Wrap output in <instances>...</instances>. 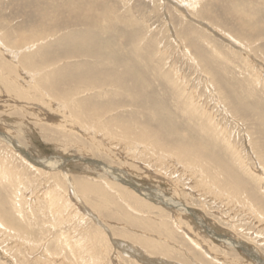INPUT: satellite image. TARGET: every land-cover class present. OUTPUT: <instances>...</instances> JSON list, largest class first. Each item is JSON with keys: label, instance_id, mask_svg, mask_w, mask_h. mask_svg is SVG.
<instances>
[{"label": "rangeland", "instance_id": "rangeland-1", "mask_svg": "<svg viewBox=\"0 0 264 264\" xmlns=\"http://www.w3.org/2000/svg\"><path fill=\"white\" fill-rule=\"evenodd\" d=\"M60 1L0 0V30L5 28H17L19 31H31L40 24L44 25V27H51V24H49L50 22L46 23L44 21H40V24L38 23L39 21L37 22V17L39 15H45L50 12L53 13L54 16H69L70 18L79 17L87 20L91 18L92 20L111 18L108 22V26L110 27L108 28V34L106 35L109 38H105L108 39V42L104 41L105 35H99V32H102L99 30H97L96 35H98V37L95 42H98V45L102 49H106V52H109V54L114 56H116V53L118 52V46H120L119 42L121 41L119 40L120 38L126 37L127 41L125 40V43L123 42L122 45L126 46L124 49H127V51L131 44L135 41L138 42V44L140 42L139 46L143 49V54L141 53L140 59L144 63L145 70L143 72H139L136 69L137 72L133 71L132 74L135 79L138 77L140 81L144 80L145 83L148 84L147 86L149 87V90H155L152 89L150 85H153L156 81L165 84L162 82L163 80H159L162 78L163 73L170 74L173 80L178 79V88L183 93L185 91V93L193 95V101L200 104L198 105V111L203 119V122L215 135L214 137L217 138L203 134L199 131L198 127H195L197 123H195L194 120L190 121L186 115L181 113V111L177 110L175 112L173 109L164 105L166 101L168 102V95L165 93L163 94V98L161 100H163V105L167 107L164 112H169L170 117L173 119L174 131L179 132L185 140L194 141L197 145H201L204 149H206V153H210L217 160L223 162L222 164L224 166L228 167L242 182H244L250 192L256 194L257 197L261 195L258 199L260 198V203H263V206L264 172L262 171L264 166L261 164L259 165L256 151H258L259 155L264 158V40L261 39L262 41L259 42L258 40L260 39L257 40L259 35L264 34L261 32L262 28H264V0H196L197 3L194 0H184L186 2L183 0ZM180 1H183L181 2L182 4ZM195 8H197L198 11L195 10ZM199 10H206L207 14L203 16L199 14ZM247 10L253 13L252 22L256 23L251 25L252 29L242 30V26L238 25L237 20L238 18L243 17L242 12ZM100 16L102 17L100 18ZM115 22L116 26H113ZM76 28L77 30H75L72 25L68 32H76V34H79V32L83 31L82 29H79V26ZM111 28H113V31ZM115 28L116 30H114ZM123 28L125 31H122ZM48 41L52 42L50 39ZM248 46H250V48ZM35 48L36 45H34L31 50ZM63 51L64 50L58 46H51L49 51L45 52L46 56H44V58L47 60H53L58 57V55L59 57L62 56ZM143 55H145L146 58L147 56L149 58V56L152 55L153 58H151V61L147 62ZM125 58L126 60L134 63L132 55L125 56ZM40 59L41 58H36V60ZM208 68L210 70H206L207 72L209 71L207 73L204 69ZM152 79H155V81L152 82ZM210 81L216 82L220 88L224 87L225 89H223V91L225 90V94L231 95L233 99L230 98V100L228 98L229 101H226V97L223 98L220 94V98H223L224 101L223 103L219 102L218 91L215 89L214 84ZM163 86L169 90L168 84ZM0 88L2 89V86H0ZM41 102L42 101L38 100L29 101L25 99H15L9 97V95L5 92L0 93V136H8V138H10L9 142H15V144L21 148L22 152L20 150L18 151L13 144L5 143L2 140H0V151H3V153H7L10 156H13L12 154H14L12 162L18 166L22 165L19 160V155L21 153L28 156L31 155V157L34 159L36 158V160L51 159L53 160L51 163L55 162L53 166L44 168L37 167L38 165H36L35 167L38 169L31 166L32 168L30 167L31 169L29 172L26 170L27 173L24 175V180L27 182L29 174L33 173L34 178L38 179L36 183H39L38 185L36 184V186L39 187L36 191H34V193H30L29 190L26 192L27 194L25 193L26 197L24 199H26V201H22V208L26 207L24 217L23 215H15V210L10 207L11 205H8L9 199H7V194L9 193L6 192L9 191L6 187L2 185L0 186L1 211L4 210L13 218L17 217V223H19L23 229H25L24 226H26L29 231L30 227L31 230L29 233L33 232L35 238H37V234H39L43 228L44 230H48L50 233H47V236L39 243L40 245L38 244L39 248L36 250H34L32 246V249H30L29 245L26 243L22 244V241L20 240L14 239L15 241H10L9 239L6 241L7 238L3 240L0 239V264H146L136 259V257H134V255H132L128 250H124L123 246L120 248L118 242L127 244V241L129 247L137 250L139 248L138 251L142 252L144 255L146 254V257L153 259L155 261H153V264H207L210 261L213 262H210V264H264V222L259 221L256 218L257 215L255 216L251 213L252 208L250 206L241 205L239 202L235 203L236 199L233 195H231V197L222 195L218 188L211 189L213 191H209L208 187L205 185H196L198 184V181L196 183L194 177L192 178V176H188L185 181L177 183L175 181L173 182L169 176L162 177L163 175L158 173H153L151 176L148 172H153L155 167H146V165H144L146 159L144 160L141 155L137 154L138 152H136L135 149L130 150V147H126L124 150L108 147H106L107 149H104L106 145L105 142H103L104 144L102 142L101 144L97 142L96 144H91L90 138L87 137L88 134L73 126L71 129L74 133H76V137L72 139L70 136H65L62 130L56 128V124L62 120V116L55 109V107H53L55 102H50L51 107L46 105L49 101L46 104ZM232 106L235 108L234 110H236L235 113H230L229 109H233ZM122 120H127L129 121L128 123L136 122V120L131 119V116H125ZM68 128H70V126ZM78 133H81L82 136H80V134L78 135ZM223 138L225 142L228 141L230 144V149L233 148L237 151V158L230 153V150L223 149L221 145L224 144ZM70 144L73 145L71 146ZM59 145L63 146L60 147ZM96 148L98 149V152L96 151ZM10 149L13 152L10 151ZM104 150L106 151L103 152ZM131 151H134L136 155H133V152ZM16 152L18 156L15 154ZM109 153L112 154L110 155ZM123 154L126 155L124 156ZM96 158H98V160ZM86 161L90 162L86 163ZM98 164L101 165V167L103 166L104 168H107L115 175L122 171L126 174L127 178L130 180L132 179L131 181L136 182L140 187L143 186L142 188L145 190L164 192L166 198L171 197L170 199H172V201L178 205H182L181 207H185L187 212L185 211V213H183L178 211L179 214H175L176 220L180 222L179 228L173 226L174 232L177 233V236H175L174 239H171L165 235L159 234L157 231L145 229L141 222L134 224L128 222L126 219V212L131 213V215L135 218H142L143 211H139L133 207H128L127 200L123 196V199L119 198L121 209L116 207L119 209L122 221L116 214L118 209L116 210L113 205L107 210H94V208L89 204L91 201L90 199L93 196L82 194L78 190L77 182L81 178L98 181L101 177H105V174L106 177L103 179L108 178L107 180H114L112 182H116V180L112 178L113 173L106 172V170L98 167ZM133 164L135 165L133 166ZM176 167L177 166L175 165H171L172 169L170 168V170L174 171L176 170ZM178 167L180 168V165ZM243 168H248L254 171V178H251L252 176L245 173ZM34 169L37 171H34ZM58 169H62V172H59ZM38 171L45 172L40 174ZM48 171H50V173ZM51 173L54 176L56 174L58 175L56 177L59 178V183L57 182L58 179L52 176ZM178 173L179 171L176 174ZM47 174L48 177H46ZM259 174L262 176L260 177ZM153 176H158L167 181L169 184L160 181V179H156L157 177L154 178ZM245 176H248V178ZM75 177L78 178L75 179ZM62 179H64L67 184L65 182H61ZM45 180L49 182H46ZM52 180H54V183H52ZM76 180L77 182H75ZM50 181L53 185L59 184V189H54L55 191H53L55 196L50 195L51 197H55V200L60 199L63 201L64 199H67L69 203L72 202L70 203V207L65 205H63L65 207H60L62 211L60 210L58 212L62 213V215L53 212V209L51 208H43V212H41L39 210L40 206L33 203L35 202L33 201L34 197H37L38 195L40 196L41 194L43 195L46 191V187L52 188ZM121 185H124V183L121 182ZM66 186L68 190H66ZM60 187L62 188L61 191ZM249 188H252V190ZM77 191L80 193L78 194ZM182 193L185 195H182ZM80 194H82V196ZM17 195H21L20 192L17 193ZM66 195H68V197ZM1 196H3V199H1ZM86 202H88L87 206ZM255 205L259 206L260 204L257 203ZM255 205L253 206L255 207ZM15 206H19L18 202ZM159 206L162 208L161 205ZM37 209L39 211H37ZM165 210L166 211L164 213L170 215V209L165 208ZM33 211H35V213ZM75 211L78 212L77 215H79V217L73 216L71 219L72 222H68ZM262 211H260V213H262ZM102 212L105 214L101 216ZM34 215H36L37 219H35ZM175 215H173V217L171 215L170 216L175 220ZM109 216L112 217L110 218ZM26 217L27 220L25 219ZM52 218L56 219L52 220ZM35 220H37V223H33ZM58 220L60 222H58ZM31 221L33 224L30 225ZM41 223L43 226H41ZM55 223L59 224L57 225ZM48 225L49 227H52L49 229ZM74 225L77 229L73 228ZM34 228L35 230L33 231ZM99 228L103 229V233ZM37 229H39V231H37ZM51 229L55 230L52 231ZM108 230L109 232L107 233ZM59 232H65L66 235L63 236L64 234L61 235ZM94 232H96V234ZM100 232L101 234H99ZM118 232L123 233V236L121 235L120 237ZM56 233L57 236L58 234L60 236L57 237L55 235ZM92 235H96L97 237ZM68 236L72 239L73 236H75V239L78 240L75 241L73 239L74 241H69L70 239ZM101 236L103 239H100ZM95 237L96 242H93ZM132 237L140 238V240L143 238L153 239L156 242L161 243L162 246H144L142 242L135 240ZM84 238L86 241L83 240V242L82 239ZM48 239H51L52 242ZM54 239H57L58 241ZM47 240L49 243H47ZM64 240L68 244L65 242L63 243L62 241ZM230 240L234 243L230 244ZM79 241L82 244L79 243ZM55 242H57V244ZM76 243H79L77 244L79 249L76 247ZM94 243H96V245ZM97 243L99 245L101 243L100 248ZM105 243L107 246L106 250L108 251L101 248L102 246L105 247ZM65 244L67 245V248ZM71 244L72 246H70ZM83 244L84 247L82 246ZM131 244H134V246L132 247ZM45 246L49 247L48 251H50V255L48 258L42 255V251H44ZM57 246H59V250H57ZM61 246H64L65 249L63 247L61 248ZM166 246L168 247L166 248ZM53 247L54 250L52 249ZM72 247L74 249L75 247L77 248V250L75 249V253L74 249H71ZM161 247H165L172 252L165 256L163 254L164 250ZM19 249L22 251L19 252ZM93 249H98V253L96 252L95 254ZM31 250L33 251L31 252ZM60 252L61 255L59 254ZM247 252H251V254H248ZM124 253H126V255ZM216 256L219 257V260H217ZM36 259L37 262H35Z\"/></svg>", "mask_w": 264, "mask_h": 264}, {"label": "bare ground", "instance_id": "bare-ground-1", "mask_svg": "<svg viewBox=\"0 0 264 264\" xmlns=\"http://www.w3.org/2000/svg\"><path fill=\"white\" fill-rule=\"evenodd\" d=\"M183 1H180V3ZM186 1H184V2H186ZM194 1H196V0H194ZM196 3H197V1H196ZM193 4H194V2H193ZM73 5H74V3H73ZM190 7H192V6H190ZM64 10H65V8H64ZM195 10H197V8H195ZM65 13H66V11H65ZM242 13H243V17L238 18V20H237L238 25L242 26V30L252 29L251 25L256 23V22L255 23L252 22L253 13L248 11V10L244 11ZM199 14L204 16L207 14V11L206 10H199ZM184 15H185V13H184ZM101 17L102 16H100V18ZM107 17H108V15H107ZM37 18H38L37 22L39 21L38 22L39 24H40V21L41 22L44 21L46 23L50 22L49 24H51V27H44V25L40 24L37 27L33 28L31 31H27V30L19 31V29H17V28L16 29L15 28H12V29L5 28V29L0 30V86H2V89L0 88V93L5 92L9 95V97L15 98V99H23V100L25 99V100H29V101L30 100H38V101H42L45 104L49 101V103L46 104V105H48V107H51L50 102L53 101V103L55 102V105L53 107H55V109L62 116L61 117L62 120L59 121V123L57 122L58 123V124H56L57 127L56 126L55 127L59 130H62L64 132L65 136H70L72 139H74L76 137V135H75L76 133H74L73 130L71 129L73 126V127H76L77 129L82 130L85 133H87L88 134L87 137L90 138L91 144H96V142L101 144V142L102 143L105 142L106 145H105L104 149H107L106 147L114 148V149L118 148V150L119 149L124 150L126 147H130V150L135 149L136 152H138L137 154L141 155V157L144 158V160L146 159L144 162V165H146V167H148V168H149V166L155 167V169H153V172H148L149 175L152 176L153 173H158L160 175H163L162 177L169 176L171 178V180H173V182L175 181L176 183L185 181V179L188 176L189 177L192 176V178L194 177L196 183L198 181V184H196L198 186H204L205 185L208 187L209 191L211 189H217L218 188L219 192H221L222 195H227L228 197H231V195H233V197L236 199L235 203L239 202V203H241V205L243 204L244 206H246V205L250 206L252 208L251 213L255 216L257 215L256 218L259 221L264 222V216H261V215H264V213H263L264 212V205L262 206L263 203H260V201H261V200H259L260 198L258 199V197L261 195H259L257 197L256 194L250 192L248 190L247 186L244 184V182H242L233 171H231L228 167L224 166L222 164L223 162H220L219 160H217L210 153H206V149H204L201 145H197L194 141L185 140L179 132L174 131L173 119L170 117V113L164 112V110H166L167 107L173 109L175 112L177 110L181 111V113L186 115L190 121L194 120L195 123H197V125L195 127H198L200 132H202L203 134H207L208 136H212L213 138H217V137H214L215 135L209 130L208 126L203 122V119L200 116L199 111H198L199 110L198 105H200V104L198 102L193 101L194 100L193 95H191L189 93H185V91L183 93L178 88L179 87V82L177 81L178 79L173 80L170 74L163 73L162 78L159 79L161 81L163 80L162 82H164L165 84L156 81L155 83H153V85H150V87L152 89H155V90H149L148 89L149 87L147 86L148 84H146L144 80L140 81V79L138 77H136V79L133 77L132 72L133 71L137 72L136 69L139 72H143L145 70L144 63L140 59L141 53L143 50L139 46L140 42L138 44V42L135 41L133 44H131V46L128 48V51H127V49H124V47H126V46L122 45L123 42L125 43V40L127 41L126 37L120 38V36H119L120 39L119 38L118 39L121 40L119 42L120 46H118V52L116 53V56H114L112 54H109V52H106V49H102L98 45V42L97 43L95 42V40H97V37H98V35H96L97 30L102 31V32H99L100 33L99 35L100 36L105 35L104 41L108 42V39H105V38L108 37V36H106L108 34V28L110 27V26H108V22L110 21L111 18L110 19L102 18L99 20H92V18H91V19L87 20L85 18H79V17L78 18H70L69 16H64V17L63 16H54V14L51 12L48 14H45V15H39ZM196 20H197V18H196ZM72 25H73V28L75 30H77L76 27L79 26V29H82L83 31L79 32V34H76V32L69 33L68 32L69 28ZM113 26H116V22L113 24ZM112 29L113 28H111V30ZM258 29H259V27H258ZM65 30H66V32H65ZM114 30H116V28ZM122 31H125L124 28L122 29ZM261 32L264 33V28H262ZM109 33H111V32H109ZM49 39L52 40V42L48 41ZM258 39H260V40H258ZM261 39L264 40V34L258 36V38H257L258 42L262 41ZM255 43H254V45H255ZM34 45H36V48L31 50V48L34 47ZM51 46L52 47L58 46L59 48H62L64 50L63 55L60 57L58 55V57H56L53 60H50V59L47 60L46 58H44V56H46L45 52H48ZM248 47L250 48V46H248ZM129 55L133 56L134 63L132 61L126 60L125 56H129ZM50 56H52V55H50ZM54 56H56V55H54ZM143 57H144V59H146L147 62L151 61V58H153L152 55L149 56V58H148V56L146 58L145 55H143ZM36 58H38V59L41 58V59L36 60ZM196 59H198V58H196ZM204 70L206 71V70H210V69L208 68V69H204ZM150 76H151V74H150ZM210 77H211V75H210ZM154 81H155V79H152V82H154ZM150 82H151V80H150ZM210 82L212 84H214L215 89L218 91L219 102L223 103V101H224L223 98H225V97H226V101H229L228 98L233 99L231 97V95L225 94V92H224L225 90L223 91V89H225L224 87L220 88L216 82H212V81H210ZM166 84H168L169 90L165 86H163ZM156 88H158V89H156ZM165 93L168 95V98H167L168 102L166 101V103L164 104L167 107H165L163 105V100H161L163 98V94H165ZM220 94L222 95L223 98H220L221 97ZM26 105H28V104H26ZM160 106H163V107H160ZM235 108H236V106H235ZM235 108L233 107V109H229V108L228 109L230 110V113H235L236 112V110H234ZM125 116H131V119L136 120V122L135 123L134 122L128 123L129 121L122 120ZM172 116H174V115H172ZM51 125H53V124H51ZM69 126H70V128H68ZM55 127H54V129H55ZM79 134H80V136H82L81 133H78V135ZM0 137H1L0 140L4 141L5 143H8V144L9 143L13 144V146H15V148L18 149V151L20 150L22 152L21 148H19L18 145L15 144V142L14 143L12 141L9 142L10 138H8V136L6 137V135H4V136L1 135ZM209 141H210V139H209ZM223 142H224V144H221L219 142L222 145L223 149L224 150H230V153H232V155L237 158L238 157L237 153H236L237 151L234 150L233 148L230 149V146H229L230 144L228 143V141L225 142L224 138H223ZM65 145H67V144H65ZM70 145L72 146L73 144H70ZM78 145H79V143H78ZM59 146L62 147L63 145L62 146L59 145ZM10 148H11V146H10ZM10 151H12V150L10 149ZM96 151L98 152V149ZM105 151L106 150H104L103 152H105ZM109 151H110V149H109ZM131 152H133V155H136V153L134 151H131ZM256 152H257L256 155H257V160L259 162V165L261 164L264 166V158L261 155H259L258 151H256ZM15 154L17 155V152ZM8 155L9 154H7V153L5 154V153H3V151L2 152L0 151V186L2 185L4 187H6L7 190L9 191V192H6V193H9V194H7V196H8L7 199H9L8 205H11L10 207L13 210H15L14 211L15 215L16 214H18V216L23 215V217H24L25 213H26V207L22 208V201H24V200L26 201V199H24L26 197V194H27L26 192L29 190L30 193H34V191H36L39 187V186L38 187L36 186V184L38 185L39 183H36V181L38 179L34 178L33 173L29 174L27 182L24 180L25 179L24 175L27 173L26 170L29 172L30 169L32 167L34 168L36 165H38L37 167H44V168L48 167V166H53V164L55 162L51 163V162H53V160H51V159L50 160H45V159L36 160V158L35 159L32 158L31 155L28 156L26 154L21 153L19 155V157H20L19 160L21 161L22 165L18 166L14 162H12V158H13L14 154H12L13 156H10V155L8 156ZM97 157H98V155H97ZM15 159H14V161H15ZM96 159L98 160V158H96ZM78 162H79V160H78ZM87 162H90V161H86V163ZM92 162H94V161H92ZM74 163H75V161H74ZM65 165H66V163H65ZM91 165H92V163H91ZM134 165L135 164H133V166ZM171 165L177 166L175 168L176 170L171 171L170 170ZM179 165H180V168L178 167ZM243 165H242V167H243ZM97 166L101 167V165H99V164ZM56 167H57V164H56ZM83 168H84V166H83ZM101 168L103 170H106V172H108V173H113L110 170H108L107 168H104L103 166ZM36 169H38V168H36ZM36 169H34V171ZM62 169H64V168H62ZM62 169L61 170L58 169L59 172L60 171L62 172ZM244 170H245V173L252 176L251 178H254L253 177L254 171H252L251 169H248V168H245ZM178 171H179V173L176 174ZM38 172L41 174V173H44L45 171L44 172L38 171ZM48 172L50 173V171H48ZM262 172H264V169ZM261 174H259L260 177L262 176ZM84 175H85V173H84ZM160 175H158V176H160ZM254 175H255V173H254ZM52 176H54V175L52 174ZM56 176H58V175L56 174L54 177H56ZM59 176H61V175H59ZM100 176H102V175H100ZM112 176H113L112 178L115 179L116 182H112L114 180L109 181V180H107L108 178L103 179L106 177V174H105V177H103V178L101 177V179L98 181H91V179H86V178L80 179L79 178L80 180L78 182L76 180L75 182L78 183V186H77L78 190L82 194L93 196L91 199L89 198L91 200L89 204L91 205V207L94 208V210H97V211L107 210L112 205L115 206V208L118 207L119 209H121L120 208L121 204L119 202V198L123 199V197H125L127 200L128 207H133L134 209H137L139 211H143L142 218H135L133 215H131V213L126 212V219L128 222L133 223V224L141 222L142 226L145 229L157 231L159 234L165 235L171 239L172 238L174 239L175 236H177V233L174 232L173 226L179 228L180 222H178V220H176L175 214H179L178 211H181L183 213H185V211L187 212L185 207H181L182 205H178L177 203L172 201V199H170L171 197L166 198V195L164 194V192L162 193L161 191L145 190L144 188H142L143 186L140 187L136 182L131 181L132 179L130 180L129 178H127L126 174H124V172H122V171L118 172L117 175H115L113 173ZM158 176H153V177L154 178L157 177L156 179H160V181H163V182L169 184L167 181L161 179ZM43 177H44V175H43ZM46 177H48V174ZM62 177H63V175H62ZM71 177H72V175H71ZM89 177H90V175H89ZM245 177L248 178V176H245ZM77 178L75 177V179H77ZM91 178H93V177H91ZM57 179L56 180L59 183V178H57ZM252 180H254V179H252ZM45 181L49 182L47 180H45ZM52 181H53L52 183H54V180H52ZM61 182H65L64 179H62ZM121 182L124 183V185H121ZM169 182H170V180H169ZM50 183H51V181H50ZM52 183H51L52 188L46 187V191L44 192V194L43 195L41 194L42 196L38 195L37 197H34L33 201H35V202H33V203H36L38 206H40L39 210L41 212H43V208H46V209L51 208V209H53V212H56L57 214L59 213L62 215V213L58 212L61 210L60 207L61 208L65 207V206L70 207L71 206L70 203H72V202L69 203V201L67 199H64L63 201H61L60 199L55 200V197L54 198L51 197V196H55V194L53 193V191H55L54 189H57V190L59 189V184L53 185ZM157 185H159V184H157ZM193 185H194V183H193ZM63 188H64V186H63ZM174 188H175V185H174ZM205 189H206V187H205ZM249 189L252 190V188H249ZM61 190H62V188L60 189V191ZM66 190H68L67 186H66ZM211 191H213V190H211ZM19 192L21 195H17V193H19ZM77 193H78V191H77ZM82 194H80V195L82 196ZM183 194L184 193H182V195ZM202 194H204V193H202ZM177 195H179V194H177ZM66 196L68 197V195H66ZM1 197H2L1 199H3V196H1ZM86 199H88V198H86ZM80 201H82V200H80ZM17 202H18L19 206H21V207L15 206V204H17ZM257 203L260 205L259 206L255 205ZM87 204H88V202H86V206H87ZM63 205H65V206H63ZM159 205H161L162 208ZM253 205H255V207ZM256 206L258 209L256 208ZM78 207H79V205H78ZM118 208H116V210ZM165 208L170 209L169 214L172 217H173V215H175L176 222L174 219L171 218L170 215H167L164 213L166 211ZM63 209H65V208H63ZM119 209H118V211H116V214L118 215V217L121 218V215L119 213ZM39 210L37 209V211H39ZM71 210H70V212H71ZM260 211H262L263 214L260 213ZM33 212L35 213V211H33ZM175 212H178V213H175ZM48 213H49V211H48ZM77 213L78 212L75 211L68 222H70V221L72 222L71 219L73 218V216L79 217V215H77ZM103 214H105V213L102 212L101 216ZM30 216H29V218H30ZM34 216H35V219H37L36 215H34ZM49 217H51V216H49ZM16 218H13L11 215L9 216L8 213H6L4 210H2V211L0 210V236H1L0 239L3 240V239L7 238L6 241L9 239H10V241L14 240V239L20 240V241H22L21 242L22 244L26 243L27 245H29L30 249H32V248L34 250L38 249L39 245H40L39 243L42 242V240L44 239V237L47 236V233H49V231L44 230V228H43V230H41L39 232V234H37V238H35L33 232L29 233V231L31 230L30 227H29V231H28L27 230L28 228H26V226L23 225L25 228V229H23L21 227V225L19 223H17L18 221L16 220ZM25 219L27 220V217ZM53 219H56V218H52V220ZM76 219H78V218H76ZM49 220H50V218H49ZM65 220H66V218H65ZM90 220H91V218H90ZM36 221L37 220H35L33 223H35ZM121 221H122V218H121ZM58 222H60V221L58 220ZM33 223L31 221L30 225ZM38 224H39V222H38ZM55 224H57V223H55ZM27 226H28V224H27ZM41 226H43V224ZM48 227H49V225H48ZM51 227H49V229ZM59 227H60V225H59ZM55 228H56V226H55ZM73 228L75 229L76 226L74 225ZM39 229H37V231H39ZM34 230H35V228L33 229V231ZM51 230H50V232H51ZM53 230H55V229H53ZM100 231L102 232L103 229H100ZM115 231H117V230H115ZM96 232H94V233L96 234ZM101 232L99 234H101ZM108 232H109V230L107 231V233ZM54 233H55V231H54ZM60 234L61 235L64 234L63 236L66 235L65 232L60 233ZM122 234L123 233H119L120 237ZM55 235L57 236V233ZM80 235H82V234H80ZM58 236H60V235L58 234ZM92 236H96V235H92ZM96 237L94 238V241L93 240H91V241L96 242L95 241ZM68 238H69V236H68ZM125 238H126V236H125ZM132 238L135 240H139L140 242H142L144 244V246H150V247L151 246L159 247V245L162 246L161 243H158L153 239L142 237L143 239L140 240V238H137V237H135V238L132 237ZM57 239H54V240H57ZM69 239H68L69 241H74V240L77 241L78 240V239H75V236H73L74 240L72 238H69ZM100 239H103L102 236L100 237ZM48 240L51 241V239H48ZM83 240L86 241L85 238L82 239V241ZM62 242L64 243L65 240ZM47 243H49V241ZM55 243L57 244V242H55ZM65 243H67V242H65ZM73 243H75V242H73ZM79 243H81V242L79 241ZM79 243H76V247H78V249H79V246L77 244H79ZM233 243L230 240V244H233ZM81 244H80V246H81ZM94 244L96 245V243H94ZM37 245H38V247H37ZM98 245H97V247H98ZM118 245H120V248H121V246H123L124 250H128L132 255H134V257H136V259L140 260L141 262L146 263V264H153L154 260L146 257L145 256L146 254L144 255V254H142V252L138 251L139 250L138 247H137L138 250L135 248L129 247L128 241H127V244L123 243V242H118ZM131 245H132V247L134 246V244H131ZM31 246H32V248H31ZM65 246L67 248L66 244H65ZM70 246H72V244ZM73 246H75V245H73ZM82 246L84 247V244ZM100 246H101V243L99 245V248H100ZM18 247H20V246H18ZM57 247H58V249L57 248H55V249L59 250V246H57ZM62 247L64 248V246H61V248ZM76 247H75V249L77 250ZM83 247H81V248H83ZM167 247L168 246H166V248ZM101 248H103V250H106L107 249L106 243H105V247L102 246ZM161 248L164 250L163 254L165 256L168 253L172 252V251L166 249L165 247H161ZM52 249L54 250V247ZM71 249H74V248L72 247ZM75 249H74V253H75ZM48 250H49V247L45 246L44 251H42V253H43L42 255H44L47 258L50 255V251H48ZM18 251L21 252L22 250L20 251V249H19ZM32 251L33 250H31V252ZM60 251H61V249H60ZM106 251H108V250H106ZM152 251H154V250H152ZM58 252H57V254H58ZM61 252L59 253L60 255H61ZM70 252H71V250H70ZM94 252H95V254H96V252L98 253V249L94 250ZM34 253H35V251H34ZM51 253H52V251H51ZM178 253H180V252H178ZM247 253L251 254V252L250 253L247 252ZM54 254H55V252H54ZM124 254L126 255V253H124ZM106 255H107V252H106ZM99 256H101V255H99ZM98 258H100V257H98ZM216 258H217V260H219L218 256H216ZM160 261H161V259H160ZM35 262H37V259L35 260ZM210 262H212V261H210ZM210 262L207 264H210Z\"/></svg>", "mask_w": 264, "mask_h": 264}]
</instances>
